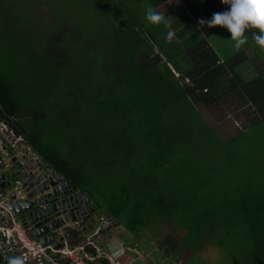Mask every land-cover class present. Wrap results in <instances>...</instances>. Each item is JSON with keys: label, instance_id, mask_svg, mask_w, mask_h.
<instances>
[{"label": "trees", "instance_id": "1", "mask_svg": "<svg viewBox=\"0 0 264 264\" xmlns=\"http://www.w3.org/2000/svg\"><path fill=\"white\" fill-rule=\"evenodd\" d=\"M147 1L157 8L167 0ZM203 1L204 7L192 14L194 26L210 35L219 26H200L199 21L210 20L214 13L227 11L230 6L222 0ZM87 2L100 11L109 46L102 47L100 41L85 35L87 24L77 25L75 35L65 34L58 42L36 41L39 49L33 53L26 42H19L20 50H15L16 43L9 40L13 52L0 53V117L14 122L15 129L25 134L51 168L64 173L133 237L156 221L170 224L168 233L174 228L184 230L179 243L165 237L166 257L174 259L172 254L182 249L195 254L210 246L223 252L225 260L264 264V154L259 152V142L264 141V66L245 67L255 70L247 77H243L241 67L250 60L247 49L264 64V53L253 39L258 32L247 31L248 42L239 51L231 39L226 47L218 49L213 43L219 42L211 41L212 49L193 41L184 57L186 63L181 64L189 67L196 60L204 67L194 64L187 71L178 69L189 76L192 84L187 88L179 73L175 78H180V83L159 60L146 61L149 51L161 49L159 41L138 28L140 24L134 22L121 0ZM19 11L26 14L21 5ZM68 16L60 8L55 21ZM180 25L187 31L190 27L186 22ZM227 37L231 38L228 31ZM219 56L225 58V63H220ZM174 66L179 68V64ZM205 88L207 93L201 92ZM233 94L242 100L238 106L249 104L260 115L241 132L222 140L200 117L193 102L218 110L227 105L228 113ZM187 95H192L193 102ZM29 110L32 117L26 116ZM176 114L175 119L167 117ZM47 122L51 129L56 126L52 132L59 135L77 126V153L80 145L91 150V156L84 158L76 171L71 165L74 158H61L50 146H43L41 136ZM196 136L221 146L233 143V166L221 168L212 181L211 167L198 165L199 156L204 154L195 148L200 141ZM96 151L102 158L96 157ZM182 151L187 152L189 161L178 156L179 173L164 167L166 156L169 159L174 155L175 159ZM122 155H127L124 159L130 169L120 186L108 190L106 196L102 193L105 186H96L95 167L108 166L110 161L105 157ZM83 167L88 171L84 172ZM8 262L0 256V264ZM89 264L110 262L101 257Z\"/></svg>", "mask_w": 264, "mask_h": 264}, {"label": "rangeland", "instance_id": "2", "mask_svg": "<svg viewBox=\"0 0 264 264\" xmlns=\"http://www.w3.org/2000/svg\"><path fill=\"white\" fill-rule=\"evenodd\" d=\"M121 2L123 3L125 10L132 15L134 22L148 27L146 9L148 6L152 7V5L147 0H121ZM110 3L111 2H109L108 5H110ZM20 5L25 7L26 14H18V12H20ZM70 7L73 11L70 10ZM60 8L62 9V12L69 16L64 20H58L56 22L55 20L58 19ZM154 10L156 11V9ZM99 12L100 11L96 12L94 4L88 3L87 0H0V53L5 54L7 52L9 53V51L13 52L9 40H13L14 43H16L15 45H17V47L15 50H17L18 47L20 50L19 42H24V44L26 42L28 45L27 47H29V52L33 53L37 48L39 49V45L36 41L45 44L46 40L47 43H52V41L58 42L63 39V35L65 34L75 35L74 29L77 28V25L80 27L81 24L88 25V31L83 32L84 34H89L92 38L96 39V41H100L102 47H108L110 37L106 36L108 32L105 33L106 27L102 22ZM106 12L111 14V11ZM108 13H106V15H109ZM158 44L163 47L166 43L158 42ZM180 44L181 42L174 43L175 46H180ZM147 45L151 46V43L147 41ZM255 45L258 47L257 44ZM175 46L172 48L175 53L174 56L177 58L178 50ZM259 48L264 53V48H261L260 46ZM247 52L250 60L248 63L241 65L244 69L243 77L250 76L251 73L255 72L254 68L246 70L245 67L264 66L260 61L261 59L258 58L251 49H247ZM147 55L148 57L153 55L157 56L155 51H152L150 54L148 52ZM4 68L9 69V71L13 70L12 67L9 66H4ZM238 101L242 103L240 97L233 94V105H231L233 107V112H231V107L228 109V113L226 108L227 105L225 108H222V110H218L217 107L214 106H204L198 102H193V105L195 109L198 110L200 117L203 118L211 129L214 130L218 137L222 140H228L238 132H241L243 128L248 127L252 119L255 121L259 117V111L255 109L252 110L253 107H249V104H246L244 107L238 106ZM179 109H177V112ZM184 110L187 112L186 106H184ZM178 113L180 115V112ZM26 116L32 117L30 110L27 112ZM103 116H105V114ZM172 116L175 119L178 115H168L167 117L171 118ZM1 120H3V118L0 117V130L6 129L5 133L7 135H13L10 137L15 139V135L17 134L15 132V123L8 122L5 126L2 124ZM48 125L49 122L45 124L46 131L41 136L43 146H50V149H53L61 158H74L71 165L76 171L77 166L82 164L83 159L91 156V150H84L80 145L77 153V126L74 129H66L63 134L59 135L57 132H52V130L56 129V126H53L51 129ZM1 137H3V135H0V141ZM195 138H198L200 141L197 147H194L204 154L201 155V157L199 156L198 165L204 166L205 169L208 166L211 167V173L209 176L210 181L218 176L221 168H225L228 165L233 166V143L221 146L219 142L209 140L205 137L196 136ZM13 142L14 141L5 140L4 145L10 146V143ZM180 149H183L184 151V146ZM183 151L179 152L175 159L174 155H172L173 157H169V159H167L166 156L164 167L179 173V168L177 169L178 156L181 154L186 161H189L187 152ZM234 151V153L237 154L236 148ZM259 152L260 154H264L263 140L259 142ZM124 156L127 157V155H122L121 157H115V160L110 156L105 157L104 159H109L110 161L108 166H101L104 167L103 170H101V167H95V175H98V179H100L96 180L98 184H96V186L99 188L101 185H104L105 187L102 193L106 196H108L110 191L117 189L120 186L126 171L130 169ZM96 157H100V155ZM170 159H174L171 162V165ZM83 170L84 172L88 171L86 167H83ZM183 176H185L184 173ZM101 212H103V210H101ZM114 224H116V221H114ZM169 225L166 226L163 222L156 221L148 229L143 230L136 238L128 233L122 225H116V227L111 230H104L100 234V238L102 242H104L106 248H108L110 259L108 256L104 255L103 251H100L99 255L100 257L108 259L110 264H114V261L119 262L118 264H128L131 259L136 258V260H139L137 257L143 258L146 264H160V261L163 262L162 264L240 263L236 260H225V254L223 252L210 246L205 247L203 250L198 251L195 254H191L188 250L182 249L177 251V253L175 252L172 254L174 259L166 257L163 253V249H165V237L179 243L184 235V230L177 228H174L168 233ZM119 244L125 248L124 251L120 248ZM169 244H171V242H169ZM29 256L30 258H34L32 254H29ZM93 256H97L96 252Z\"/></svg>", "mask_w": 264, "mask_h": 264}, {"label": "water", "instance_id": "3", "mask_svg": "<svg viewBox=\"0 0 264 264\" xmlns=\"http://www.w3.org/2000/svg\"><path fill=\"white\" fill-rule=\"evenodd\" d=\"M4 153L9 154L10 148L1 141L0 160ZM16 165L18 164H13L7 172L0 173V198L5 199L7 196L5 216L8 219V222H4V217L0 215V227L9 228L10 219L16 225L13 235L8 237V244L20 247L27 243V245H34L37 249L50 247L53 250L67 247L68 243L64 234L69 231L68 234L72 235L74 231H77L75 228L70 232L67 223L71 221L77 224L78 217L86 214V207L89 208L92 204L90 197L83 191H79L77 194L64 195V199L60 195V193L64 194V180L65 183L68 181L71 184L64 174L56 176L54 172H50L48 179H45L47 174L32 178L27 175L29 174L27 170L18 169ZM16 188H19L20 194L15 193ZM72 188L76 189L73 185ZM108 220V226L104 223L100 225L98 235L104 230L116 227L113 226L114 221L109 215ZM5 239L7 237L3 236L0 241L4 242ZM4 247L7 248V245L4 244ZM25 252V250H15L8 255L3 253V257L9 260L10 257ZM44 252L49 254L50 249H45ZM45 260L42 255H37L35 258H30L28 264L29 262L43 264Z\"/></svg>", "mask_w": 264, "mask_h": 264}, {"label": "crops", "instance_id": "4", "mask_svg": "<svg viewBox=\"0 0 264 264\" xmlns=\"http://www.w3.org/2000/svg\"><path fill=\"white\" fill-rule=\"evenodd\" d=\"M159 4L160 5L157 8H155V6L154 7L152 6V7L153 9H156L157 12L164 13L166 17H170V19L172 20L171 28L175 32V36L172 42L169 43L166 40V35L169 29L164 27V25L162 24L157 26L147 21L148 27H145L143 24H140L141 27L139 26L138 28H141V30L144 33L149 34L152 38L154 37V39L158 40L159 42L166 43L163 47L159 45L161 49L157 47L152 49V51L156 52V55L159 56V58L153 57L154 56L153 55V56H149L146 59V61L156 62L157 60H159L160 64H164L169 69L170 73L172 74L173 79H176L174 76V73H179L181 77H184V76L189 77L188 75L185 74V72L180 73L178 69L182 71H187L190 69L191 66H193L194 64H197L196 60H194L192 62L193 64L191 63L189 67L185 64H181L183 62L186 63L184 57L188 55L190 46L193 45L192 44L193 41L198 40L201 43H205L207 46L209 45L212 49H213V46L211 45V41L212 43L219 42L216 44L213 43L216 49H218V47H226V45L230 43V38L227 37V31L225 28L219 27L218 31L213 32L212 34L210 33L209 35L205 32L204 28L198 29L196 25L194 26V20H193L192 14L194 15L195 13L194 11L197 10V8L204 7L203 5L205 4V2L203 0H167ZM184 4H186L187 6L184 7ZM179 7L182 8L183 11L179 10ZM175 19L176 21H174ZM180 22L181 23L186 22L187 25L188 24L190 25L188 31L184 29L183 26L180 25L181 24ZM175 42H181L180 46H175L174 45ZM173 46H175V48H177L178 50L177 58L174 56L175 53L172 48ZM152 51H149V54L152 53ZM194 57H195L194 53H191V58H194ZM219 57H220V60H223V62L225 63V58L222 56H219ZM151 58H153L154 60H151ZM174 64H179V68L174 66ZM197 65L204 67L203 63L201 62L200 64H197ZM176 80L179 81L180 83V78ZM120 248L123 251L125 249L124 247H120ZM105 249H106V252H108V248H106V246L104 247V250ZM0 256L2 257V255ZM33 257L35 258V256ZM2 259L4 258L2 257ZM96 259L98 258H95L94 261H96ZM131 261L132 260H130L129 263ZM29 263L35 264L32 262H29ZM159 263L162 264L163 262L160 261Z\"/></svg>", "mask_w": 264, "mask_h": 264}, {"label": "clouds", "instance_id": "5", "mask_svg": "<svg viewBox=\"0 0 264 264\" xmlns=\"http://www.w3.org/2000/svg\"><path fill=\"white\" fill-rule=\"evenodd\" d=\"M222 3L224 5L230 6L229 10L224 11V12L214 13L210 20L201 19L199 21L200 26L207 25V27L209 28L217 27V26L226 28L227 31L231 34L230 39L234 42V48L236 51L241 50V48L248 42V37L246 35V32L249 30H256L258 34H254L253 39L255 40L258 46H260L261 48H264V0H222ZM146 19L149 23L153 25L159 26L162 24L164 25V27L168 28L169 31L167 32L166 40L169 43L172 42L175 36V32L171 28L172 20L170 19V17H166L164 13H159L155 11L153 7L148 6L146 9ZM185 87L190 88L189 85L186 83H185ZM187 99L193 102L192 95H187ZM1 121H2V124L4 125L8 124V121H6L5 119ZM4 131L6 132V130H3V129L0 131V135H3V137L5 136ZM15 132L17 134H21L16 129H15ZM31 148L39 156V153L33 148L32 145H31ZM14 151H17V150L10 148V153ZM103 223L105 224V226L106 224H108V222L102 221L100 225ZM0 228L3 229L2 227ZM4 236L7 237L8 235H4ZM6 254L8 255L9 253H6ZM29 254H32V252L26 251L23 254L10 257L8 264H28V261L30 259ZM0 255H2L3 257V254H0ZM137 258L139 260H137V262L134 264H145L143 258H139V257ZM94 260H92L91 262H94ZM131 260L132 261L128 264H133V261L136 260V258L131 259ZM43 264H49V263L46 260V262Z\"/></svg>", "mask_w": 264, "mask_h": 264}, {"label": "built area", "instance_id": "6", "mask_svg": "<svg viewBox=\"0 0 264 264\" xmlns=\"http://www.w3.org/2000/svg\"><path fill=\"white\" fill-rule=\"evenodd\" d=\"M220 63H224L223 60L220 61ZM174 76L177 77L178 75L176 73H174ZM183 81L189 85V87H191V81L187 78L184 77ZM207 88L201 90V92L203 93H207ZM6 126V125H5ZM4 128V127H3ZM6 130V129H5ZM1 131V130H0ZM5 136L7 137V134L4 131ZM18 140L21 143H25V138L23 137H19ZM10 141H14V140H10ZM1 142V141H0ZM10 145H15L14 142L10 143ZM18 146V145H17ZM16 146V147H17ZM40 158L31 148V145L28 143H25L23 145V148L17 151H14L12 153H4L3 157L1 158V162H0V173H5L10 169V166H12L13 164H21L24 166V170H27L29 172V174H27L28 176H32V178H37L39 175L41 174H47L45 179H48V176L50 173H43L41 169L42 165L39 164ZM65 183V181H64ZM63 183V184H64ZM65 186V184H64ZM15 193L20 194V190L19 188L15 189ZM47 193V192H44ZM1 201L3 200L4 202L7 200V196L5 199L0 198ZM0 201V215H2L4 217V222H8V219L6 218V214H5V205L1 204ZM14 229H16V225L13 223L12 219H10V227L9 228H4L1 229L0 228V237L4 236V235H8V236H12L14 233ZM8 236L7 239L4 242L0 241V254L3 253H12V251L15 250H25L27 252H32L33 256H37V255H42L43 258H45L47 260V262L49 264H61L62 262H65L64 264H77V260L74 259V252L75 250H71L69 248V246L63 248V249H59V250H53L50 247H46L45 249H50V253L49 254H45L44 250L45 249H37L34 245H27V243H25L24 245H21L20 247H13L12 244H8ZM94 237V242H92L91 244L93 245L94 248V253L96 252L97 256L93 257H89L88 260H94V258H99L100 255V251H103L104 255L108 256L110 259V255L106 254L108 252H106V249L104 250L105 244L104 242H102L100 236L98 235V229L94 232L93 234ZM4 244L7 245V248L4 247ZM14 244V243H13ZM120 247H123L122 245H120ZM80 249H83L82 247ZM31 250V251H29ZM79 251V250H78ZM113 259V258H111ZM45 260V261H46ZM115 260V259H113ZM135 262H137V260H134ZM133 261V262H134ZM114 264H118L117 261H114Z\"/></svg>", "mask_w": 264, "mask_h": 264}, {"label": "flooded vegetation", "instance_id": "7", "mask_svg": "<svg viewBox=\"0 0 264 264\" xmlns=\"http://www.w3.org/2000/svg\"><path fill=\"white\" fill-rule=\"evenodd\" d=\"M10 136H13V135L8 134L7 137L1 138V141L4 142L5 140H8V141L14 140L15 145L9 146L10 148H12L14 150H19V148L21 150L25 143H28V145L30 144L27 141V139H26L27 137L25 136V134H16L15 139L13 137H10ZM20 136L25 138V141H24L25 143H21L18 140V138ZM39 157H40V158H38L40 161L39 164L42 165L40 170H42L43 173L54 172V174L56 176H58V174L62 173V172L58 173L54 168H51L49 161L44 156L39 154ZM16 166L18 169L24 168V166L21 164L16 165ZM62 174H64V173H62ZM68 180L76 189L73 190L72 185L69 184L68 181H67V183H64L65 184L64 190H63L64 194L60 193V195H62V198H64V199H65L64 195L77 194L79 191H82V190L77 189V187L75 186V184L73 183L72 180H70L69 178H68ZM42 184H43V180L41 181V185ZM0 201H1V199H0ZM1 204L5 205V202L2 200ZM101 220L103 222H108L109 221L108 215H106L104 212H101V210L95 204L92 203L91 207H89V208L86 207V214L82 217H78V223L77 224L75 222H71V221L69 223H67V224H69L70 232L74 231V229L77 228V231L76 232L74 231V234H72V235L70 233L68 234L69 231L64 234L66 239H67V243H68L69 248L71 250H75L74 259L77 260V264H89L91 262V260H88V258L94 254V248H93V245L91 244L92 242H94L93 234L97 229L99 231L100 223L102 222ZM112 224H113V226L117 225L114 223H112ZM106 226H108V224H106ZM81 247L83 249H80Z\"/></svg>", "mask_w": 264, "mask_h": 264}]
</instances>
